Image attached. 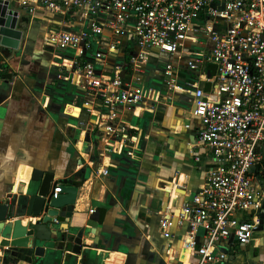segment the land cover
<instances>
[{"label": "built area", "instance_id": "built-area-1", "mask_svg": "<svg viewBox=\"0 0 264 264\" xmlns=\"http://www.w3.org/2000/svg\"><path fill=\"white\" fill-rule=\"evenodd\" d=\"M5 5L0 18L15 17L19 42L36 28L51 53L63 52L57 58L71 70L58 77L83 91L85 106L113 114L179 99L193 147L215 162L176 211L159 215L167 239L175 226L189 228L181 239L191 264H225L234 245L264 232V0H0ZM149 67L157 87L143 82Z\"/></svg>", "mask_w": 264, "mask_h": 264}, {"label": "crops", "instance_id": "crops-1", "mask_svg": "<svg viewBox=\"0 0 264 264\" xmlns=\"http://www.w3.org/2000/svg\"><path fill=\"white\" fill-rule=\"evenodd\" d=\"M30 36L17 50L0 45V203L24 194L37 169L49 177L50 191L77 186L70 224L74 233L85 227L81 255L66 247L48 264H125L129 252L136 254V264H191L195 258L181 239L189 228L175 226L167 239L158 231L159 215L176 211L215 162L206 149L193 147L179 99L147 109L119 106L113 114L85 106L84 94L73 91L67 92V103L60 83L65 79L58 75L70 72L69 60L57 58L62 51L51 53L36 28ZM156 74L154 67L147 68L143 82L159 86ZM197 241L202 242L201 234ZM54 242L57 246L59 237ZM225 264H264V232L247 245H234Z\"/></svg>", "mask_w": 264, "mask_h": 264}, {"label": "water", "instance_id": "water-1", "mask_svg": "<svg viewBox=\"0 0 264 264\" xmlns=\"http://www.w3.org/2000/svg\"><path fill=\"white\" fill-rule=\"evenodd\" d=\"M5 10L6 5L0 8L2 16ZM15 23V17L6 24L0 18V45L13 50L18 49L21 38ZM30 181L24 194L0 203V264H48L66 247L73 256L81 255L85 227L74 233L70 224L77 186L63 185L58 196L51 197L49 177H43L42 171L34 169ZM35 183L40 186L35 187ZM35 217L39 219L32 221ZM90 219L95 220V214ZM23 220L27 222L22 224ZM90 231L94 233L95 229ZM53 264H59V260H53ZM125 264H136V254L126 253Z\"/></svg>", "mask_w": 264, "mask_h": 264}, {"label": "trees", "instance_id": "trees-1", "mask_svg": "<svg viewBox=\"0 0 264 264\" xmlns=\"http://www.w3.org/2000/svg\"><path fill=\"white\" fill-rule=\"evenodd\" d=\"M36 54H38V55H40V52H36L35 53V55ZM62 82H60L61 84H64V86H65V95H64V100H66V102L67 103H69V101H70V98H69V96H67V92L69 93L70 91H73V92H75L77 95H80V94H83V91L81 90V89H78L77 87H74V86H72L70 83H69V81H65V80H61ZM55 102L57 103V104H60L59 103V101H56L55 100ZM146 115H149L148 113L146 114ZM123 150V149H122ZM120 151V153L122 152V154L123 155H125V156H128L129 157V155H127V154H125V150H123V151ZM112 158L113 159H117V155H112ZM129 161V159H127L126 160V162H128ZM134 164V161H132V162H130V164H129V166L131 165H133ZM130 172H132L133 174L135 173L134 171H130Z\"/></svg>", "mask_w": 264, "mask_h": 264}, {"label": "bare ground", "instance_id": "bare-ground-1", "mask_svg": "<svg viewBox=\"0 0 264 264\" xmlns=\"http://www.w3.org/2000/svg\"><path fill=\"white\" fill-rule=\"evenodd\" d=\"M73 108H72V110H71V112H72V114L74 115V116H78V113H79V109L78 108H76V107H74V106H72ZM81 143V142H80ZM25 221V220H24ZM116 257L118 258L117 260L121 263V262H123V256L122 255H116Z\"/></svg>", "mask_w": 264, "mask_h": 264}, {"label": "rangeland", "instance_id": "rangeland-1", "mask_svg": "<svg viewBox=\"0 0 264 264\" xmlns=\"http://www.w3.org/2000/svg\"><path fill=\"white\" fill-rule=\"evenodd\" d=\"M24 32H25V31H24ZM24 34H25V33H24ZM25 38L29 40V39H31V36H30V37H25ZM21 42H22V41H21ZM38 47L40 48V50H43L42 44H41L40 42H39V44H38ZM49 48H51V47H49ZM49 48H48V49H49ZM80 102H81V100H80ZM80 102H79V103H80ZM80 104H81V103H80Z\"/></svg>", "mask_w": 264, "mask_h": 264}]
</instances>
